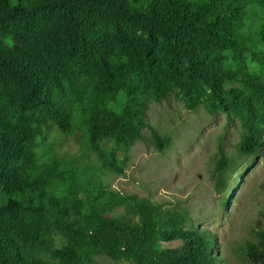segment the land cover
<instances>
[{
	"label": "trees",
	"instance_id": "1",
	"mask_svg": "<svg viewBox=\"0 0 264 264\" xmlns=\"http://www.w3.org/2000/svg\"><path fill=\"white\" fill-rule=\"evenodd\" d=\"M173 93L240 132L237 157L218 143L223 186L264 147V0H0V264H223L185 212L85 187L66 148L84 138L123 175L145 129L168 146L148 112ZM251 236L239 264H264Z\"/></svg>",
	"mask_w": 264,
	"mask_h": 264
},
{
	"label": "rangeland",
	"instance_id": "2",
	"mask_svg": "<svg viewBox=\"0 0 264 264\" xmlns=\"http://www.w3.org/2000/svg\"><path fill=\"white\" fill-rule=\"evenodd\" d=\"M148 121L169 144L159 152L145 129L141 142L119 152L123 175L102 167L84 138L78 144L67 143V150L76 153V165L83 171V185L105 188L107 198L115 194L129 202L147 199L163 209L185 212L186 227L206 229L215 237L216 257L223 264H239L238 251L251 239V231L264 230V147L242 162L240 172L226 173L223 186L217 187L219 140L223 138L226 154L232 158L238 156L240 141L237 129H225V115L210 116L204 108L188 111L173 93L163 102H151ZM54 139L59 157L65 160L68 151L61 149L62 138ZM112 146L109 142L105 148L110 151ZM230 190L234 195L226 198ZM118 213L124 214V209L110 211L113 216ZM96 263L115 264L104 257Z\"/></svg>",
	"mask_w": 264,
	"mask_h": 264
}]
</instances>
